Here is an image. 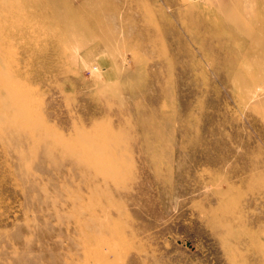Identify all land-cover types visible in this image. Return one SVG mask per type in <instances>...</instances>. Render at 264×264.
Listing matches in <instances>:
<instances>
[{
  "label": "rangeland",
  "instance_id": "rangeland-1",
  "mask_svg": "<svg viewBox=\"0 0 264 264\" xmlns=\"http://www.w3.org/2000/svg\"><path fill=\"white\" fill-rule=\"evenodd\" d=\"M0 264H264V0H0Z\"/></svg>",
  "mask_w": 264,
  "mask_h": 264
}]
</instances>
